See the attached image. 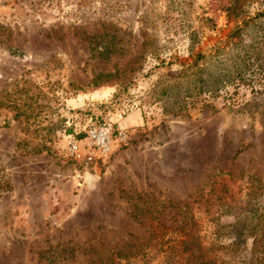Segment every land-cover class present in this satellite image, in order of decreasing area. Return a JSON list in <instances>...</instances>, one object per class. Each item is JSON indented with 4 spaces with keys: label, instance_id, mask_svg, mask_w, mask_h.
Returning <instances> with one entry per match:
<instances>
[{
    "label": "rangeland",
    "instance_id": "374dc122",
    "mask_svg": "<svg viewBox=\"0 0 264 264\" xmlns=\"http://www.w3.org/2000/svg\"><path fill=\"white\" fill-rule=\"evenodd\" d=\"M263 12L0 0V92L37 113L1 130L0 264H264ZM197 53L205 85L175 103L162 86ZM104 122L128 142L89 165L68 155Z\"/></svg>",
    "mask_w": 264,
    "mask_h": 264
},
{
    "label": "built area",
    "instance_id": "2783aa9c",
    "mask_svg": "<svg viewBox=\"0 0 264 264\" xmlns=\"http://www.w3.org/2000/svg\"><path fill=\"white\" fill-rule=\"evenodd\" d=\"M69 139L68 155L89 165L109 157L115 146L127 143L129 131L104 122L91 125L81 140L74 136Z\"/></svg>",
    "mask_w": 264,
    "mask_h": 264
},
{
    "label": "trees",
    "instance_id": "16d2710c",
    "mask_svg": "<svg viewBox=\"0 0 264 264\" xmlns=\"http://www.w3.org/2000/svg\"><path fill=\"white\" fill-rule=\"evenodd\" d=\"M262 14H264V12ZM201 58H205L204 54L197 53L196 56H194V62H188L184 64V67L180 72L179 80L172 86H168V84L162 86L164 90L163 93L174 91L173 94L176 96L174 100H176L177 98V100H182L187 97L186 95H188V93H190L192 90L198 89V87H203V85H205L204 78L200 76L201 74L196 72L198 70L196 60ZM239 79L241 80L242 78ZM200 83H202V85H200ZM3 96H5L6 101L3 102L1 101L3 99H0V109L8 110L9 112H11V114L13 115L12 120L23 124L37 116V113H35L36 107H34L33 105H30L27 102H23V104L21 105L20 101L14 102L13 100L9 102L7 91L0 92V98H2ZM177 100L175 101V103L177 102ZM8 124L9 123L6 122L5 126H7ZM23 130L28 131V128ZM32 148L36 152H40L42 150L39 145L36 146V148ZM258 247V241L254 239V250H257Z\"/></svg>",
    "mask_w": 264,
    "mask_h": 264
},
{
    "label": "crops",
    "instance_id": "0c3cea01",
    "mask_svg": "<svg viewBox=\"0 0 264 264\" xmlns=\"http://www.w3.org/2000/svg\"><path fill=\"white\" fill-rule=\"evenodd\" d=\"M15 123H17L16 121H14V120H12V117H11V123H9L7 126H5V124H4V126H1L0 127V137L1 136H4L5 137V134H1V132L2 131H4V128H6V127H8V126H12V125H14ZM143 123V119L140 121L137 117L135 118V119H133L132 117L131 118H128V119H126V121H124V124L126 125V127H131V126H133V125H138V126H140L141 124ZM6 129H8V128H6ZM2 130V131H1Z\"/></svg>",
    "mask_w": 264,
    "mask_h": 264
}]
</instances>
